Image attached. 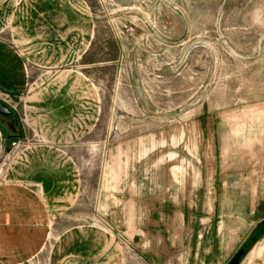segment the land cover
Returning <instances> with one entry per match:
<instances>
[{
    "label": "rangeland",
    "instance_id": "rangeland-1",
    "mask_svg": "<svg viewBox=\"0 0 264 264\" xmlns=\"http://www.w3.org/2000/svg\"><path fill=\"white\" fill-rule=\"evenodd\" d=\"M7 2L0 101L23 133L5 142L0 130V183L24 157L39 165L33 153L56 147L27 123V89L45 72L49 83L83 85L71 88L67 126L82 136L58 148L75 199L22 264H226L257 230L250 249L260 256L249 249L237 264H264V0ZM40 17L49 35L71 37L57 76L27 62L29 23ZM60 20L77 23L68 32ZM74 228L94 234L78 242Z\"/></svg>",
    "mask_w": 264,
    "mask_h": 264
},
{
    "label": "crops",
    "instance_id": "crops-1",
    "mask_svg": "<svg viewBox=\"0 0 264 264\" xmlns=\"http://www.w3.org/2000/svg\"><path fill=\"white\" fill-rule=\"evenodd\" d=\"M5 1L4 8L1 4L3 1L0 0V11L2 8H4V11H10L11 5L7 2L8 0ZM46 9H49L48 5H46ZM59 22V25L67 29L68 32L77 23L64 20ZM29 24L31 32L28 31L29 34L27 33V44L30 45L27 48V62L29 63V60L35 62L33 66L44 70L56 69L53 70L52 74L57 76L59 74L58 69L65 62H68V52L70 50L67 45L71 37L68 36L64 40L63 36L58 38L49 35V23L41 17ZM84 24L87 29L89 23L85 22ZM84 34L87 38V40L85 39L86 43H89L91 40L90 26L89 31L87 30ZM51 40L55 41L56 46L54 49L50 44ZM85 54L86 50L82 52L81 56ZM45 73L46 77H43L45 82L41 81L39 85L34 84L30 89H27V100H24L27 104L25 106L27 114H29L27 123L34 127H37L36 124L40 125L38 130L43 139L45 141L47 139L51 140V143L56 147L51 146L50 149L45 147L33 153L41 156L40 160L37 159L39 165L34 163L27 165V157H24L22 162L15 163L7 173L8 182L0 183V264H22L30 261L41 250L47 238L49 218L59 217L72 205V201L75 199V196H73L75 180L73 174H71L73 168L64 158L65 153L58 148L59 145L68 144L82 136L74 130L71 131V127H69L70 132H67V126L72 119H70L69 109L73 105L72 92L74 91L71 88H76L79 91V86L83 85L79 83L78 79L72 83L65 82L62 76L52 78L55 83H49V74L48 72ZM29 74L31 73L27 70V76ZM77 90L75 91L78 93ZM37 107H40L42 111L44 110L50 118L36 120ZM63 108H69V114L59 115L60 110ZM12 112L15 115L19 133L22 135L23 127L20 118L16 112ZM32 115H34V118L31 117ZM4 138L5 142L11 140ZM2 142L0 131V155L2 154ZM33 154L32 156H34ZM27 171L30 174H27ZM27 181L39 183V193ZM74 229L77 230L78 228ZM76 232L78 242L87 236L90 237V232L91 236L94 234L92 233L94 231L90 228L84 229L83 232L81 230ZM81 237H83L82 240ZM260 251V247L254 245L247 257L250 259L257 258L260 256ZM72 253L77 254L76 252ZM73 257L76 260L72 261H80V259H77L81 258L80 256L75 255Z\"/></svg>",
    "mask_w": 264,
    "mask_h": 264
},
{
    "label": "water",
    "instance_id": "water-1",
    "mask_svg": "<svg viewBox=\"0 0 264 264\" xmlns=\"http://www.w3.org/2000/svg\"><path fill=\"white\" fill-rule=\"evenodd\" d=\"M0 129L7 139H19L21 137L15 115L12 110L0 101ZM264 225V219L261 221ZM244 254L243 248L239 247L226 264H237Z\"/></svg>",
    "mask_w": 264,
    "mask_h": 264
},
{
    "label": "trees",
    "instance_id": "trees-1",
    "mask_svg": "<svg viewBox=\"0 0 264 264\" xmlns=\"http://www.w3.org/2000/svg\"><path fill=\"white\" fill-rule=\"evenodd\" d=\"M1 130V129H0ZM2 131V130H1ZM3 132V131H2ZM4 134V133H3ZM5 137V134H4ZM261 226H263V224H261ZM260 233L258 232V230L256 232H252L247 239L241 244L240 247L243 248L244 254L250 249V247L252 246V244L259 238ZM243 254V255H244ZM242 255V256H243ZM241 256V258H242ZM240 260V259H239Z\"/></svg>",
    "mask_w": 264,
    "mask_h": 264
}]
</instances>
